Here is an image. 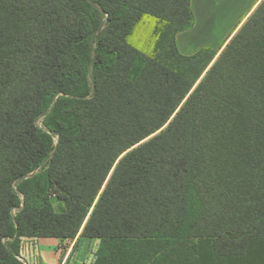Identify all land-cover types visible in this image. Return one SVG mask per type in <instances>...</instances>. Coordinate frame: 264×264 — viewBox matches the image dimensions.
Returning a JSON list of instances; mask_svg holds the SVG:
<instances>
[{"label": "trees", "instance_id": "trees-1", "mask_svg": "<svg viewBox=\"0 0 264 264\" xmlns=\"http://www.w3.org/2000/svg\"><path fill=\"white\" fill-rule=\"evenodd\" d=\"M193 25L191 0H0V264L78 234L91 264H264V0L220 53H180Z\"/></svg>", "mask_w": 264, "mask_h": 264}, {"label": "rangeland", "instance_id": "rangeland-1", "mask_svg": "<svg viewBox=\"0 0 264 264\" xmlns=\"http://www.w3.org/2000/svg\"><path fill=\"white\" fill-rule=\"evenodd\" d=\"M249 8L248 2L241 0L222 2L218 0L195 1L193 4L195 29L179 38L177 48L179 47L180 53L191 55L202 48L219 50L220 53L235 35L236 32L229 38L230 33ZM204 20L208 21L205 23ZM157 25L156 19L144 16L134 26L132 33L127 38L128 44L147 56L151 55L156 39L154 30ZM54 207L58 211V204L54 203ZM63 246L61 247L64 248Z\"/></svg>", "mask_w": 264, "mask_h": 264}, {"label": "crops", "instance_id": "crops-1", "mask_svg": "<svg viewBox=\"0 0 264 264\" xmlns=\"http://www.w3.org/2000/svg\"><path fill=\"white\" fill-rule=\"evenodd\" d=\"M195 1L199 0H191V8L194 15V25L191 29L181 32L176 36L177 46L179 38H181L183 35H187L188 32L195 29V14L193 10V4ZM218 1L222 2L230 0ZM241 1L248 2L250 8L243 15L238 25L232 30L229 38L238 31V29L253 13L262 0ZM178 50L180 51L179 47ZM62 245H64V248H60ZM98 245V239H87L82 237L80 234H78L73 240L66 241L54 238H24L21 240L19 257L22 264H81L93 262L92 259L96 254Z\"/></svg>", "mask_w": 264, "mask_h": 264}, {"label": "built area", "instance_id": "built-area-1", "mask_svg": "<svg viewBox=\"0 0 264 264\" xmlns=\"http://www.w3.org/2000/svg\"><path fill=\"white\" fill-rule=\"evenodd\" d=\"M60 248H62V247L60 246ZM19 260L21 261L20 257H19ZM94 260H95V256L93 257L92 261L94 262ZM93 262H86L85 264H91Z\"/></svg>", "mask_w": 264, "mask_h": 264}, {"label": "bare ground", "instance_id": "bare-ground-1", "mask_svg": "<svg viewBox=\"0 0 264 264\" xmlns=\"http://www.w3.org/2000/svg\"><path fill=\"white\" fill-rule=\"evenodd\" d=\"M207 18H208V16H207ZM203 19V18H202ZM205 21V20H204ZM204 21H202V22H204ZM206 21H208V20H206ZM206 21H205V23H206Z\"/></svg>", "mask_w": 264, "mask_h": 264}, {"label": "water", "instance_id": "water-1", "mask_svg": "<svg viewBox=\"0 0 264 264\" xmlns=\"http://www.w3.org/2000/svg\"><path fill=\"white\" fill-rule=\"evenodd\" d=\"M37 171H38V170H37ZM37 171H36V172H37ZM36 172H35V173H36Z\"/></svg>", "mask_w": 264, "mask_h": 264}]
</instances>
